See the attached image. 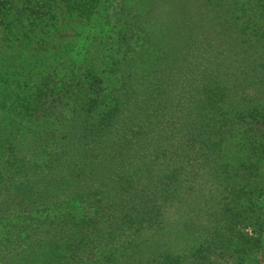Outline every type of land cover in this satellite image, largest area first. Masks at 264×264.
I'll use <instances>...</instances> for the list:
<instances>
[{"label": "trees", "instance_id": "obj_1", "mask_svg": "<svg viewBox=\"0 0 264 264\" xmlns=\"http://www.w3.org/2000/svg\"><path fill=\"white\" fill-rule=\"evenodd\" d=\"M176 1H181L184 7L186 0L171 2ZM36 6L39 3L29 8ZM3 8L4 3L0 2V12ZM219 8L228 10L220 16L223 22H218V33L221 30L224 35L232 37L233 34L235 38H232L237 46H242L245 55L244 62L243 59L238 61L239 66L246 63L241 69L245 79L243 75L234 79L232 86L222 79L212 84L199 83L200 89L196 87L194 93H188V100L182 102L188 94L182 95L178 82L184 75L174 78L182 71L193 74L199 69L186 67L191 54L182 53V49L198 42L196 38L201 32L194 30L196 26L177 37L176 43L164 44L166 52L154 59L159 68L155 69L153 64L145 74V69L138 67L137 62L143 59L135 47L142 40L141 48L148 51L150 31L144 25L158 16L159 11L155 10V14L143 16L122 13V19L113 20L112 48L122 51L121 59L115 61L118 67L105 70L104 74L89 66L82 69L80 76L73 71L63 77L56 75L48 80L51 82L47 86L26 84L28 91L23 98L18 99L16 94L11 102L1 103V107L14 115L6 117L0 112V193L15 196V199L1 196L4 200L0 204L3 230L14 224L15 233L41 234L40 244L50 248L46 264H62L64 260L65 264H103L117 258L118 248L124 245L125 249H135L146 258L147 262L143 263L149 264L154 255L148 252L149 239L140 241L139 232L142 235V231L152 229L153 224H161L158 216L165 213L169 202L166 190L159 187L161 181L158 183L149 176L143 180V176L127 173L132 170V155L122 156L121 151L105 153L106 162L98 163L97 154H104L107 133L123 128L124 138L117 143L124 147L128 135L144 141L154 134L163 137L164 129L171 131L166 133L176 141L160 151L158 161L155 159L160 166L171 154L172 147L183 152H177V157H182L181 163L191 161L190 149L198 143L215 155L218 162L217 147L224 148L226 139L234 137L245 149L246 162L237 168L229 161L217 166L228 192L220 202L217 216L213 221L210 219L205 233L198 231V245L189 250L188 257L187 249L174 258L160 253L153 264H182L186 257L188 264H216L217 261L222 264V259L224 264H264L263 92H259L255 100L233 102L237 92L250 87L244 84L248 79L249 84L257 79L264 86V0H195L188 9L170 5L165 14L173 18L172 25L180 26L187 14ZM190 9L195 11L191 13ZM198 56L195 63L199 61ZM169 64L179 71L172 72L174 69ZM197 65L203 66V62ZM131 67L140 69L131 71ZM115 73L121 75L115 76ZM160 73L172 74L169 82L157 80ZM112 82L114 84L110 85ZM65 100V106L72 110V115H66L68 118L42 116ZM193 114L199 119L193 118ZM197 157L193 155L196 160ZM175 179L173 177V181ZM75 203H84L95 210V215L83 221L79 231L81 223L76 222L69 208ZM11 204L21 208L14 211ZM173 206L172 203V209ZM52 209L57 211L54 217L47 216L42 221L35 219L37 212ZM125 226H129L133 234L123 242L124 237L121 239L119 234L124 233ZM99 231L104 235L97 236ZM116 238L118 242H114ZM133 256L135 254L130 255L125 264H142V261L134 262Z\"/></svg>", "mask_w": 264, "mask_h": 264}, {"label": "rangeland", "instance_id": "obj_2", "mask_svg": "<svg viewBox=\"0 0 264 264\" xmlns=\"http://www.w3.org/2000/svg\"><path fill=\"white\" fill-rule=\"evenodd\" d=\"M171 1L0 0L5 6V9L3 8L0 12V112L6 117H14L13 112L1 107V103L11 102L16 94L19 97L18 99L23 98L30 83L37 86L44 83L43 85L47 86L46 84L51 82L48 80L54 79L56 75L63 77L64 75H71L73 71L76 76H80L82 69L89 66H92L97 72L104 71V74L105 70L110 71L112 67H118L115 61L121 59L122 55L120 53L122 51L120 49L114 51L112 48L115 35L112 32V25L114 19L123 18L122 13L143 16L149 13L153 15L155 10L159 11L158 16H155V20L144 25L150 31L149 41H151V45L147 47L148 51H143L144 48H141L142 40L135 47L136 52L142 54L141 59L143 60L137 63L138 67L145 69V74H147V70L153 68V64H155V69L159 68L154 59L166 52L163 50L164 44L169 41L176 43V38L185 34V31L189 30L190 27L193 28V26H196L194 27L195 31L201 32L196 38L202 40L200 43L198 40L193 47L182 49V53L191 54L186 67L189 65V68L195 66L199 68L193 74L190 71H182L174 78L177 79L184 75L182 80L178 82V89L182 92V95H187L190 92L194 93L196 87L199 90V83L212 84L222 79V81L232 86L234 85V79H238L242 75L244 76L242 79H245L241 69L246 63L239 66L240 62H238L240 59H243L244 62L245 55L242 54V46H237L233 34L231 35L232 38L227 34L224 35L221 30L218 33V22L222 21L220 16L223 13L226 14L228 9L219 8L216 11H212L214 9H204L202 13L196 14L193 13L194 9H190L193 15L187 14L188 17L185 21L180 22V26L177 25V27L172 25L174 23L173 18H169V15L165 14L168 12L165 9L170 5L173 8L178 6L179 9H188L195 0H190V2L186 0L184 7H181V1L175 3ZM37 3H39V6L29 8ZM217 10L219 11L217 12ZM211 12L214 13L211 14ZM247 37L249 38V36ZM176 55H179V51ZM197 55H199L198 60L203 62V66L197 65L199 61L195 63ZM178 59L180 60L179 57ZM180 64H182L181 60ZM169 65L172 66V64ZM172 67L174 69L172 72L178 70L176 67ZM140 68L131 67V71H135V69L139 71ZM239 71H241V74H239ZM116 75H121V73H115ZM171 75L170 73H160L157 75V80L167 82ZM105 77L107 78V76ZM204 77H206L205 80ZM108 81L109 78L106 79L107 83ZM26 84L28 85L26 86ZM109 84L113 85L114 82ZM244 84L246 87L248 85L250 87L237 92L238 96L233 99V102L255 100L256 96H260L259 92H263L261 99L264 101V86L257 79H253L250 84L248 79L247 83L244 82ZM189 95L184 97L185 100H182V102L187 101ZM65 102L67 101L65 100L61 104L57 103L51 111L46 114L42 113V116L60 117L61 115L65 117L68 114L72 115V110L65 106ZM192 117L199 119L196 118L195 114ZM164 130L161 132L164 133L163 137L160 138L154 134L144 141H137L135 136L128 135V141L125 142L127 146L123 147L120 143H117L125 135L124 129L120 130L119 128L117 131L107 133L104 154L99 151L95 152H99L96 158L98 163L106 162L105 153L121 151L122 156L132 155L134 157L130 161L132 162V170H127V173L137 177L143 176V180H146V177L149 176L158 183L161 181L159 187L166 190L165 195H167L169 202L166 207L164 206L166 208L165 213L158 216L161 224H153V228L143 230L142 235L139 232L140 241L146 238L149 239L148 252H153L152 255H154L152 261L148 262L149 264H153L155 257L157 258L160 253H163V255L167 253V255L174 258L187 249V257L190 255L189 250L198 242V231L202 230L203 233L207 231L206 226L210 225V219L212 221L215 219L220 208V202L228 193L226 183L223 180L224 177L220 176L221 170L217 166L224 165L226 161H229L232 162L234 168H237V166L246 162L245 156H243L245 149L239 144V139L229 137L223 143L224 148L217 147V151L220 153L218 155L220 158L219 163L217 157L214 158L215 155L213 156L211 152L208 153L209 151L198 143L190 149L192 151V153L190 152L191 161L181 163L182 157L179 155L177 157V152L180 149L172 147L170 148L171 154L163 159V161H167L166 164L162 161L160 166L156 164L160 157V151L171 142L176 141L174 136V138H170V135H168L171 131ZM41 144L42 141L39 146ZM131 149L134 151H130ZM193 155L199 156L198 159L193 158ZM170 176H172L171 179ZM173 177H176L174 181ZM1 196L15 199V196L10 193H0V204L4 203ZM180 202L182 204L179 207ZM163 203H166L164 198ZM172 203L174 205L173 209L171 208ZM10 208L17 211L21 207L11 204ZM69 208L76 217V222L81 223L78 231L82 229L83 221H87L95 215L94 208H90L84 203H75L70 205ZM35 215V219L42 221L46 220L47 216L54 217L57 215V211L53 209L41 210ZM13 225L9 224L6 231L3 230L5 228L0 226V264H46L45 257L50 248L40 244L39 238L42 235L35 234L31 236L26 231L15 233L16 229L12 228ZM31 226L33 227L34 224L32 223ZM100 231L96 233L97 236ZM132 232L133 230L129 229V226H125L124 233L119 234V236H121V239L124 237V242ZM118 241V238L114 240V242ZM125 248V245L118 248L117 258L114 257L113 260L103 262V264H125L132 254H135L133 256L136 259L134 262L142 261V264H144L143 261L147 262L144 256L136 253L135 249ZM185 259L182 264H188ZM162 260L161 257L158 262L161 263ZM224 261L222 259V264L225 263ZM65 263L66 260L62 261V264ZM215 263L219 264V261ZM88 264H93V262Z\"/></svg>", "mask_w": 264, "mask_h": 264}]
</instances>
